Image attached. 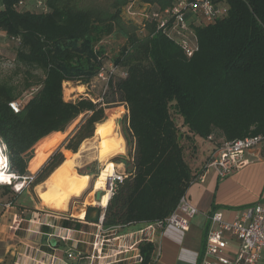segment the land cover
I'll return each instance as SVG.
<instances>
[{
	"label": "trees",
	"instance_id": "16d2710c",
	"mask_svg": "<svg viewBox=\"0 0 264 264\" xmlns=\"http://www.w3.org/2000/svg\"><path fill=\"white\" fill-rule=\"evenodd\" d=\"M26 1L0 0V31L19 42L17 62L43 73L25 78L22 88L0 81V139L8 172L16 176L0 184L10 194L7 201L20 194L12 189L15 182L34 190L105 120L108 96L66 100L64 83H89L106 70L98 46L115 33L125 42L111 62L125 76H111L108 85L127 107L124 135L135 151L105 208L87 207V221L99 222L102 212L107 227L165 219L207 169L193 170L182 137L195 150L197 136L234 141L264 134V0H226L227 16L197 30L199 49L191 57L154 23L125 15L135 0H46V11L22 9ZM19 100L15 112L10 103ZM83 113L77 129L32 174L36 144ZM139 247L141 264H152L155 244L144 240Z\"/></svg>",
	"mask_w": 264,
	"mask_h": 264
},
{
	"label": "crops",
	"instance_id": "0c3cea01",
	"mask_svg": "<svg viewBox=\"0 0 264 264\" xmlns=\"http://www.w3.org/2000/svg\"><path fill=\"white\" fill-rule=\"evenodd\" d=\"M197 137L195 150L190 155L195 172L206 165L222 139L214 141L209 138L214 141V147L209 154L204 153V157H200L197 152ZM245 159V165L229 177L219 178L215 168L209 167L201 180L191 184L186 196L199 209V213L191 221L189 230L167 225L153 234L141 233L147 224L107 227L102 224L104 212L100 221L95 222L85 219L86 210L80 211L79 218H75L63 216L54 210L43 208L44 206H35L36 216L30 220L22 215L18 218L15 207L9 206L0 216V263L125 264L116 262V254L123 248L128 249V252L119 255L128 259L135 254L137 242L149 236V240L155 244L152 264H200L207 214L218 210L223 212L226 219L232 220L242 208L264 200V152L260 148L248 150ZM41 200L44 204L47 202L42 198ZM57 202L55 209L66 210L60 208ZM91 216H96L95 210L91 212ZM67 220L70 224L65 226ZM75 224L79 226L76 227ZM139 224L146 226L138 227ZM96 235L108 239L103 250L100 243L93 248ZM61 248L65 249V254L60 252ZM71 251H80L82 257L69 258L68 253Z\"/></svg>",
	"mask_w": 264,
	"mask_h": 264
},
{
	"label": "built area",
	"instance_id": "2783aa9c",
	"mask_svg": "<svg viewBox=\"0 0 264 264\" xmlns=\"http://www.w3.org/2000/svg\"><path fill=\"white\" fill-rule=\"evenodd\" d=\"M228 11L229 4L226 0H170V3L166 4L135 0L126 6L125 15L139 23H154L158 31L175 40L191 57L199 49L197 30L223 19ZM0 36L6 37V34L0 31ZM110 67L108 79L116 72L125 76V73L121 72L114 63H111ZM104 74L105 70H102L98 75L104 76ZM10 106L18 112L21 101H13ZM0 144L3 146L2 166L8 171L6 146L2 141ZM255 148H260L264 152V134L234 141L222 139L209 157L206 168L214 167L219 178L229 177L245 165L246 152ZM203 174L198 181L203 178ZM122 178V175L117 174L114 183L115 180ZM198 213L199 209L184 194L176 208L165 219L147 224L141 233L153 234L167 225L189 230L191 221ZM95 237L97 240L94 241L93 248L95 249L100 243L103 250L108 239L99 235ZM144 240L150 241L149 236L137 242L135 254L128 259L119 257L128 252V249L123 248L116 254V262L141 264L144 257L139 244ZM68 257L81 258L82 253L71 251ZM200 264H264V200L242 208L232 220L226 219L221 211H210L207 214V228Z\"/></svg>",
	"mask_w": 264,
	"mask_h": 264
},
{
	"label": "rangeland",
	"instance_id": "374dc122",
	"mask_svg": "<svg viewBox=\"0 0 264 264\" xmlns=\"http://www.w3.org/2000/svg\"><path fill=\"white\" fill-rule=\"evenodd\" d=\"M39 1L40 0H27L21 8L46 11V0H41V2ZM124 42V37H122L118 33H115L113 35L105 37L98 46V49H103L104 51V63L106 67L104 76L98 75L89 83H64V96L66 100H77L83 97L90 98L94 102H101L105 96H108V98L112 100V103H110L106 108V118H108V111L112 110L114 113V122L116 123L115 133L117 135L123 136L125 150L124 153L117 154L107 162L111 161L114 164L115 172H117V174L119 175H122L123 177L128 174L129 169H131L132 167L133 155L135 150L133 147H130L124 135L126 114L128 113L127 107L125 103L121 101L118 93H111L110 86L108 85V77L111 68L110 66L112 63L111 61L119 53ZM18 45L19 42L17 40L13 41L7 37L0 36V81L17 84L19 88H22L25 78L29 77L30 75L41 77L43 76V73L39 69L30 68L17 62L16 51ZM112 76L116 79L117 77H119V72L114 73ZM34 90H37V87H34ZM24 94V96H27L26 92H24ZM85 117L86 113L81 114L75 121L71 123V125H69V127L64 132H60L59 134H50L48 137L44 138L36 144V146L34 147V155L37 154V156L33 160L29 169L32 174H35L37 170L50 157V155L55 150H57L66 140V138L77 129V127L81 124ZM178 122H180V119L178 120ZM182 142L185 144L186 154L190 161V155L194 152V150H192L191 148L192 141L186 137H182ZM196 144L197 152L200 154V157H204V153L209 154L210 150H212V148L214 147V141L209 138L197 137ZM98 145L99 139L95 136V132L92 137L83 140V142L79 146L78 151L70 155L71 169L77 171L79 174H90L93 179H95V177L100 174L106 164V161H102V151L98 149ZM62 150L66 158V153L69 150H66L64 147L62 148ZM125 160H127L128 164L124 162ZM93 182L94 181H92L90 186L84 191L82 190V184L79 178H75V182L68 188L54 185L51 182V179H49L47 182L44 181L42 183V187L40 190L38 186H36L34 190H31L29 187H27L28 184L25 183V181L23 184V187H25L19 189L17 186L18 182H15L12 185V189L15 191L20 190V194L13 199L9 198L8 201L6 200L5 196L10 197V194L7 195L6 189L0 187V212H4V210L9 206H14V210L18 213V218L24 216L25 218L31 220L33 216H36V209L34 207L38 206V208H42V206H44L43 208H49L63 216L79 218V212L82 210H86L89 206L101 207L102 209L105 208V206L102 207L96 203L91 202L92 198L96 199V193H92ZM113 186H115V183L113 184ZM39 196L47 202L44 204ZM65 197H68V205L65 207L59 205L58 206L66 210L55 209L57 208L55 203ZM47 205H50L54 208ZM13 218H15V216H13ZM139 226L145 227L146 225L139 224L138 227ZM60 252L62 254H65V249L61 248Z\"/></svg>",
	"mask_w": 264,
	"mask_h": 264
},
{
	"label": "bare ground",
	"instance_id": "6f19581e",
	"mask_svg": "<svg viewBox=\"0 0 264 264\" xmlns=\"http://www.w3.org/2000/svg\"><path fill=\"white\" fill-rule=\"evenodd\" d=\"M118 114V113H117ZM108 118L104 121L97 123L95 129V136L99 139L98 149L102 151V161H106L105 166L99 175L93 179L90 174H79L77 171L71 169L70 159L71 156L67 157L64 162L51 174V176L45 180L47 182L51 179L54 185L62 187H70L74 182L75 178H79L82 184V190H86L93 182V194L97 191H102V197L99 201L91 199L92 203H96L99 206H106L109 202L111 194L113 193L114 177L117 175L115 172L114 164L110 161L111 158L115 157L119 153H124V138L122 135L115 133V122L113 111H108ZM120 132V131H118ZM59 134V133H57ZM54 146V145H53ZM3 146L0 144V184L2 183H13L14 174L6 171L2 166ZM93 179V180H92ZM24 182H18V188L22 189ZM42 184L38 185L39 190ZM79 195V194H78ZM69 203L68 197H65L57 202L59 206L65 207Z\"/></svg>",
	"mask_w": 264,
	"mask_h": 264
},
{
	"label": "water",
	"instance_id": "95a60500",
	"mask_svg": "<svg viewBox=\"0 0 264 264\" xmlns=\"http://www.w3.org/2000/svg\"><path fill=\"white\" fill-rule=\"evenodd\" d=\"M101 197H102V192H101V191H97V192H96V199H97V200H100ZM103 216H104V214H103Z\"/></svg>",
	"mask_w": 264,
	"mask_h": 264
}]
</instances>
